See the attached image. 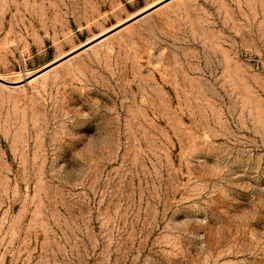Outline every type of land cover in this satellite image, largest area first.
Returning a JSON list of instances; mask_svg holds the SVG:
<instances>
[{
  "label": "rangeland",
  "instance_id": "obj_1",
  "mask_svg": "<svg viewBox=\"0 0 264 264\" xmlns=\"http://www.w3.org/2000/svg\"><path fill=\"white\" fill-rule=\"evenodd\" d=\"M0 77V264H264V0H0Z\"/></svg>",
  "mask_w": 264,
  "mask_h": 264
},
{
  "label": "water",
  "instance_id": "obj_2",
  "mask_svg": "<svg viewBox=\"0 0 264 264\" xmlns=\"http://www.w3.org/2000/svg\"><path fill=\"white\" fill-rule=\"evenodd\" d=\"M93 43H94V42H92L91 44H93ZM91 44H88L87 46L83 47L82 49H84V48L90 46ZM82 49H81V50H82ZM53 66H54V65H53ZM48 68H50V67H47V68L45 67V69H43L42 71H39L37 74L33 75L31 78H33V77L39 75L40 73L46 71ZM0 82H2V83H4V84H7V85H13V84H14L13 82L8 81V80H5V79H3V78H1V77H0Z\"/></svg>",
  "mask_w": 264,
  "mask_h": 264
}]
</instances>
